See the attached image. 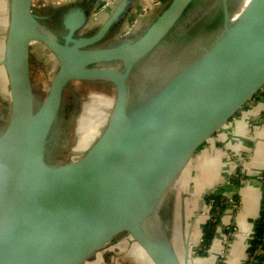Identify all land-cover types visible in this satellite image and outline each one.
Here are the masks:
<instances>
[{
    "label": "water",
    "instance_id": "obj_1",
    "mask_svg": "<svg viewBox=\"0 0 264 264\" xmlns=\"http://www.w3.org/2000/svg\"><path fill=\"white\" fill-rule=\"evenodd\" d=\"M135 1L117 0L90 28V1L56 15L36 0H8L0 264H84L120 235L153 264H187L157 214L194 153L263 90L264 0L236 13L239 0H165L121 36ZM35 42L58 62L41 101ZM169 43L174 55L163 56ZM72 81L111 85L113 105L84 153L56 163L76 110L63 119Z\"/></svg>",
    "mask_w": 264,
    "mask_h": 264
},
{
    "label": "crops",
    "instance_id": "obj_2",
    "mask_svg": "<svg viewBox=\"0 0 264 264\" xmlns=\"http://www.w3.org/2000/svg\"><path fill=\"white\" fill-rule=\"evenodd\" d=\"M44 1L51 5L85 4L90 1V23L94 27L105 19L117 0ZM158 1L136 0L130 12L131 16L134 15L133 9H136L137 4L148 5L150 8V4ZM144 21L136 24L135 30ZM7 23L8 0H0V59L4 52ZM3 84L6 90H0V104L7 103V106L0 107V131L5 126L9 113L7 80L1 66L0 85ZM263 172L264 95L259 94L197 150L178 178V184L176 181L175 187L173 186L172 197L179 198V203L176 206V200L170 203L180 216L181 227L172 230L170 239L182 262L187 252V264H218L221 260L222 264H242L246 261L247 247L253 235L252 221L260 211L264 190L260 176ZM237 173L244 176L238 185L231 182ZM210 192L226 198L227 206L216 227L208 254L199 256L194 248L201 240L202 226L209 217L208 206L201 200ZM235 196L238 197L237 201ZM175 232L179 237L178 242L173 241ZM142 258L146 264L149 263L144 255Z\"/></svg>",
    "mask_w": 264,
    "mask_h": 264
},
{
    "label": "rangeland",
    "instance_id": "obj_3",
    "mask_svg": "<svg viewBox=\"0 0 264 264\" xmlns=\"http://www.w3.org/2000/svg\"><path fill=\"white\" fill-rule=\"evenodd\" d=\"M245 1L246 0L238 1L237 5L234 8L235 13L240 10ZM162 2L163 0L154 2L153 4H150V8H156ZM213 3V0H209L207 2L208 5H211ZM145 7L146 6H143L142 4H137L135 7L136 9H133L134 15L131 16V13L126 23H128L130 20L134 21V18ZM47 8L48 7L44 5V2L41 3L40 0H36V10L42 13L45 12V9ZM150 8L145 11V15H142L140 17H149L154 11ZM140 17L137 21V24H139L142 20V18ZM146 21L142 23L144 25L141 28L145 26ZM30 58L31 79L34 94L37 100L41 101L45 97L49 82L53 74L57 70L58 62L55 56L47 48H45L44 45L37 42L33 43L32 45ZM4 86V84L0 85V90H2L3 92L6 90V87ZM113 97V87L105 82L90 83L86 81H72L65 88L63 100L66 104V110L64 112V115L62 112L63 119L66 120L68 118L73 106H76V110L70 122L64 146L60 149L61 153L59 154V157L55 160L56 163L72 160L74 158L79 157L84 153L87 147L98 137V135L101 133L102 129L108 121L109 114L113 105ZM1 106L5 107L7 106V103L0 104V107ZM174 187H172L167 193V195L164 197L160 211L157 214L161 220L162 227L164 228L166 234L169 237L172 234V230H174L178 226L181 227L180 216L178 213H176L174 207L172 209L171 204L172 201L174 203L175 200V206L177 205V203H179V198L174 199V197H172ZM184 193L186 197V191ZM180 201L182 200L180 199ZM201 201L205 205L204 196L202 197ZM182 224L184 225L183 222ZM173 241H179L177 232L174 233ZM143 255L145 256L147 262L153 264L151 260L147 257V255L144 253V251L134 241H132L126 235H120L116 238L115 241L111 242L110 244L102 248L100 251L95 253L84 264H146V262L142 258Z\"/></svg>",
    "mask_w": 264,
    "mask_h": 264
},
{
    "label": "trees",
    "instance_id": "obj_4",
    "mask_svg": "<svg viewBox=\"0 0 264 264\" xmlns=\"http://www.w3.org/2000/svg\"><path fill=\"white\" fill-rule=\"evenodd\" d=\"M143 21L144 19L141 20L140 23ZM259 94L264 95V88L257 95ZM242 178H244V176L237 173L232 177L231 182L238 185ZM260 180L264 185V172L260 176ZM234 198L235 201H237L238 197L235 196ZM204 203L208 206L209 217L202 226L201 240L198 246L194 248L195 253L199 256H206L208 254V250L215 235L216 227L227 206L226 198L213 192L207 193L204 196ZM252 224L253 235L247 247V259L242 264H264V190L260 202L259 215L252 221ZM218 264H222V261H219Z\"/></svg>",
    "mask_w": 264,
    "mask_h": 264
},
{
    "label": "flooded vegetation",
    "instance_id": "obj_5",
    "mask_svg": "<svg viewBox=\"0 0 264 264\" xmlns=\"http://www.w3.org/2000/svg\"><path fill=\"white\" fill-rule=\"evenodd\" d=\"M43 1H44V0H43ZM213 1H215V0H213ZM44 2H45V1H44ZM215 4H216V3H215ZM44 5L47 6L48 8L45 9L46 11H45V12H42V13H46V14H52V13H55L56 15L59 14V13H61V12L63 11V9L65 8V6H67V5H57V4H52V5H49V6H48V3H47V2H46ZM201 6H202V8L204 9L205 5H204L203 3H201ZM54 19L58 20V17H55ZM51 25H53V27H56V26H57L55 23H52ZM143 25H144V24H140L139 27H137L136 31H137V30H140V28H141ZM89 26H90V28L92 27V26H91V23H90ZM88 28H89V27H88ZM141 29H142V28H141ZM169 42H173L172 39H171V41H169ZM171 44H172V43H169L168 46H165V47L163 48V51H164L163 56H173V55H174V48H173V46L171 47Z\"/></svg>",
    "mask_w": 264,
    "mask_h": 264
},
{
    "label": "built area",
    "instance_id": "obj_6",
    "mask_svg": "<svg viewBox=\"0 0 264 264\" xmlns=\"http://www.w3.org/2000/svg\"><path fill=\"white\" fill-rule=\"evenodd\" d=\"M147 9H149L148 6H146L142 11H140V13L134 18L135 19L134 21L130 20L128 23H126L124 25V27L122 28V32L120 35L123 36V35L130 33V32H133L135 30V27H136L137 21L139 20V17L142 15H145L146 14L145 11H147ZM140 18H142V17H140Z\"/></svg>",
    "mask_w": 264,
    "mask_h": 264
},
{
    "label": "bare ground",
    "instance_id": "obj_7",
    "mask_svg": "<svg viewBox=\"0 0 264 264\" xmlns=\"http://www.w3.org/2000/svg\"><path fill=\"white\" fill-rule=\"evenodd\" d=\"M246 1H247V0H246ZM246 1H245V2H246Z\"/></svg>",
    "mask_w": 264,
    "mask_h": 264
}]
</instances>
